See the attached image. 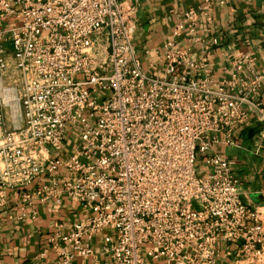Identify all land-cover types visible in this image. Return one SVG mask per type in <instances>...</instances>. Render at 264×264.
I'll return each mask as SVG.
<instances>
[{
    "label": "built area",
    "instance_id": "built-area-1",
    "mask_svg": "<svg viewBox=\"0 0 264 264\" xmlns=\"http://www.w3.org/2000/svg\"><path fill=\"white\" fill-rule=\"evenodd\" d=\"M212 4L177 14L153 72L134 45L135 6L0 0V208L18 190L20 218L48 200L86 212L54 225V261L43 249L31 264H218L231 245L240 261L262 253L261 215L241 199L235 160L214 148L236 145L252 114L264 121V65L255 71V54L240 52L216 78L207 54L219 38L198 33ZM9 52L20 79L5 86Z\"/></svg>",
    "mask_w": 264,
    "mask_h": 264
},
{
    "label": "crops",
    "instance_id": "crops-1",
    "mask_svg": "<svg viewBox=\"0 0 264 264\" xmlns=\"http://www.w3.org/2000/svg\"><path fill=\"white\" fill-rule=\"evenodd\" d=\"M127 6H135L133 17L137 26L133 34L134 45L138 50L145 68L151 69L150 63L161 66L159 54L163 44L171 37L177 14L197 7L205 0H119ZM210 0L213 8L210 11L213 20L208 28L206 19L201 18L199 34L208 38L216 36L219 44L213 46L207 54L208 62L216 78L228 77L225 70L231 59L240 52L254 53L256 56L255 71L264 65V0ZM200 46L194 47V59L200 58ZM10 51V49H9ZM8 69L2 78L5 86L15 84L20 79L14 59L9 52ZM264 107V88L259 92ZM236 145H217L214 150L223 156L235 160L234 175L239 181L238 190L244 203L255 209L260 215L264 231V121L251 115L246 126L234 129ZM20 192L8 191L6 206L0 208V264H31L43 249H47V258L55 260V251L48 242L49 234L55 224L66 228L74 221L85 216V211L78 204L64 200L60 206L51 200L36 202L35 213L26 212L20 218L18 209ZM106 232L98 234L92 241L97 252L103 243ZM218 264H264V247L262 253L250 262L238 260L236 246L221 250ZM102 264L105 256L99 255ZM92 262V260H89Z\"/></svg>",
    "mask_w": 264,
    "mask_h": 264
},
{
    "label": "rangeland",
    "instance_id": "rangeland-1",
    "mask_svg": "<svg viewBox=\"0 0 264 264\" xmlns=\"http://www.w3.org/2000/svg\"><path fill=\"white\" fill-rule=\"evenodd\" d=\"M197 169H198V174L201 177H205L206 176V167L204 166V164L202 163V161L200 159H198L197 163H196Z\"/></svg>",
    "mask_w": 264,
    "mask_h": 264
}]
</instances>
